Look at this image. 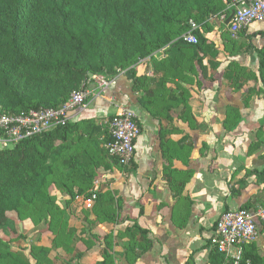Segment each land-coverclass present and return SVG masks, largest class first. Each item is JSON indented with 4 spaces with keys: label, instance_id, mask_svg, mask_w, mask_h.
Segmentation results:
<instances>
[{
    "label": "crops",
    "instance_id": "0c3cea01",
    "mask_svg": "<svg viewBox=\"0 0 264 264\" xmlns=\"http://www.w3.org/2000/svg\"><path fill=\"white\" fill-rule=\"evenodd\" d=\"M222 2L206 26L196 24L214 43L204 66L168 45L119 70L107 87L86 83V106L69 122L105 125L130 109L140 133L131 164L98 187L113 196L115 220L89 226L95 216L85 209V233L72 237L67 250L59 247L51 264H240L232 257L237 248L218 253L210 238L221 212L264 201V21L230 36L236 42L230 52L222 41L229 33ZM230 63L234 74L226 78ZM133 226L148 230L147 237L131 235ZM243 251L254 258L245 264H264V233L242 246L241 257Z\"/></svg>",
    "mask_w": 264,
    "mask_h": 264
},
{
    "label": "trees",
    "instance_id": "16d2710c",
    "mask_svg": "<svg viewBox=\"0 0 264 264\" xmlns=\"http://www.w3.org/2000/svg\"><path fill=\"white\" fill-rule=\"evenodd\" d=\"M223 8L222 0H0V112L57 108L90 74L113 78L119 70L168 45L204 66L214 43L198 27L192 31L196 43H187L181 36L190 29L189 20L206 26L205 19ZM222 41L231 52L236 42L225 30ZM260 65L264 67V60ZM231 68L230 63L224 77L234 74ZM129 70L135 82L141 80ZM100 132L103 146L93 138ZM108 139L106 124L82 119L9 147L0 146V231L21 205L56 209L50 187L56 184L53 167L58 161L61 172L74 177L70 183L66 178L61 183V192L68 197L65 205L79 195L87 196L100 166L97 155L105 152L104 170L119 166L104 148ZM89 212L95 216L86 220L89 226L114 221L117 208L111 193L98 191ZM128 231L148 234L138 226ZM15 256L11 264H23ZM247 258L254 260L243 251L240 264Z\"/></svg>",
    "mask_w": 264,
    "mask_h": 264
},
{
    "label": "built area",
    "instance_id": "2783aa9c",
    "mask_svg": "<svg viewBox=\"0 0 264 264\" xmlns=\"http://www.w3.org/2000/svg\"><path fill=\"white\" fill-rule=\"evenodd\" d=\"M229 14L233 10L230 21L226 24L231 37L235 38L250 23L264 21V0H227ZM223 18L226 20L228 15ZM190 29L181 36L194 44L196 38L192 31L196 23L189 20ZM92 82L98 87H107L112 78L103 74H90L85 84L72 92L69 98L57 108L30 109L19 113L0 112V146L9 147L35 135L47 132L57 126L66 125L72 112L86 106L88 90L85 85ZM109 139L104 143L107 154L116 159L121 167H128L134 154V141L140 133L137 116L130 109H122L106 119ZM99 184L93 183L87 196L81 198L85 209H90L98 195ZM264 233V201L253 209H228L220 213L214 225V234L210 245L218 253L231 255L233 248L237 253L235 260L241 258L242 246L256 241L260 233Z\"/></svg>",
    "mask_w": 264,
    "mask_h": 264
},
{
    "label": "rangeland",
    "instance_id": "374dc122",
    "mask_svg": "<svg viewBox=\"0 0 264 264\" xmlns=\"http://www.w3.org/2000/svg\"><path fill=\"white\" fill-rule=\"evenodd\" d=\"M103 135L104 133L100 132L93 137L101 146ZM97 160L100 166L94 175L92 185L94 182L101 185L106 181H112L111 175H116L118 166L113 164L107 171L102 168L107 160L105 152L97 155ZM59 164L58 161L53 167V179L56 184L50 187V200L55 202L58 210L41 207L39 204H24L10 213L9 225L0 231V264H11L15 253H17L15 258L21 259L23 264H26L24 259L28 260L29 264H51L59 247L67 250L72 237H80V233H85V225L80 224L85 212V208H81L82 202L74 199L67 206L65 203L68 202V197L61 192L62 180L66 178L70 183L74 177L63 174L58 168Z\"/></svg>",
    "mask_w": 264,
    "mask_h": 264
},
{
    "label": "water",
    "instance_id": "95a60500",
    "mask_svg": "<svg viewBox=\"0 0 264 264\" xmlns=\"http://www.w3.org/2000/svg\"><path fill=\"white\" fill-rule=\"evenodd\" d=\"M232 15H233V10L230 12V14L228 15V17L226 18L225 24H227L230 21Z\"/></svg>",
    "mask_w": 264,
    "mask_h": 264
}]
</instances>
